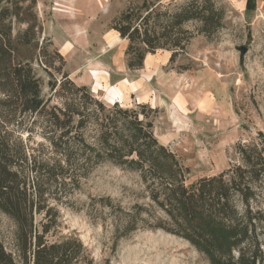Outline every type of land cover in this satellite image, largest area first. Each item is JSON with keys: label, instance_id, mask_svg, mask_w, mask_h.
<instances>
[{"label": "trees", "instance_id": "obj_1", "mask_svg": "<svg viewBox=\"0 0 264 264\" xmlns=\"http://www.w3.org/2000/svg\"><path fill=\"white\" fill-rule=\"evenodd\" d=\"M34 4L0 0V214L9 223L0 233V264H93L76 235L61 234L60 206L70 205L82 179L103 163L136 173L145 199L123 206L110 196L91 198L89 209L115 241L162 230L208 264H264V134L237 143V161L225 170L187 183L189 168L154 134L156 109L106 104L67 72L50 78V96H42L32 63L47 72L52 66L40 59L46 51L38 46ZM254 8L247 0L246 9ZM224 16L216 0L164 11L143 0L126 7L111 29L127 41L126 67L137 70L157 50L169 51L173 62L195 34L217 32ZM19 24L25 27L15 30Z\"/></svg>", "mask_w": 264, "mask_h": 264}, {"label": "rangeland", "instance_id": "obj_2", "mask_svg": "<svg viewBox=\"0 0 264 264\" xmlns=\"http://www.w3.org/2000/svg\"><path fill=\"white\" fill-rule=\"evenodd\" d=\"M29 1V0H27ZM143 0H35L33 12L40 31L38 46L52 68L32 63L48 98V80L67 72L106 104L123 107L147 104L158 141L189 168L187 183L216 174L237 161L235 145L251 143L264 134V0H216L224 9L223 26L206 37L195 34L186 52L169 62L171 53L149 54L143 67H126L127 41L111 29L112 22L131 4ZM164 11L188 0H147ZM195 23L190 24V28ZM15 25V30L24 28ZM247 50L240 60L239 47ZM56 68V69H53ZM60 71H57V70ZM60 206L62 235H76L93 264H208L185 240L162 230L140 229L115 238L89 209L91 198L110 196L123 206L144 202L138 175L109 163L98 165ZM9 229L0 214V233Z\"/></svg>", "mask_w": 264, "mask_h": 264}, {"label": "water", "instance_id": "obj_3", "mask_svg": "<svg viewBox=\"0 0 264 264\" xmlns=\"http://www.w3.org/2000/svg\"><path fill=\"white\" fill-rule=\"evenodd\" d=\"M238 50L240 52L239 58H240V60H243L244 54H245L247 49L244 46H241V47L238 48Z\"/></svg>", "mask_w": 264, "mask_h": 264}, {"label": "crops", "instance_id": "obj_4", "mask_svg": "<svg viewBox=\"0 0 264 264\" xmlns=\"http://www.w3.org/2000/svg\"><path fill=\"white\" fill-rule=\"evenodd\" d=\"M147 56H148V55H147ZM147 56H146V57H147ZM145 59H146V58H145ZM144 61H145V60H144ZM116 101H117V100H116Z\"/></svg>", "mask_w": 264, "mask_h": 264}]
</instances>
